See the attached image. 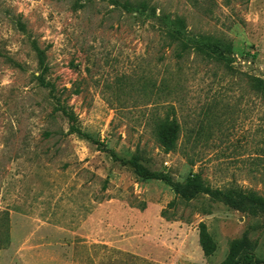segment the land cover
<instances>
[{"label":"rangeland","instance_id":"1","mask_svg":"<svg viewBox=\"0 0 264 264\" xmlns=\"http://www.w3.org/2000/svg\"><path fill=\"white\" fill-rule=\"evenodd\" d=\"M75 1L0 0V264H222L236 240L264 264V204L186 200L125 163L182 186L201 172L264 203V97L250 81L264 79V0H150L142 15ZM161 14L232 44L230 62L177 57ZM169 114L181 134L167 152L154 121Z\"/></svg>","mask_w":264,"mask_h":264},{"label":"trees","instance_id":"2","mask_svg":"<svg viewBox=\"0 0 264 264\" xmlns=\"http://www.w3.org/2000/svg\"><path fill=\"white\" fill-rule=\"evenodd\" d=\"M109 4L115 7H121L127 11L137 12L138 14H146L151 10H155V7L151 4L150 0H108ZM84 2L79 0L75 1V5L83 7ZM159 27L163 31L164 36L169 40V45L175 44L177 57H183L189 50H194L198 54L203 55L209 59H213L219 62H230L229 56L225 54L232 50V44L223 43L210 35L202 34L197 39H192L187 35V23L183 16H171L169 14L158 15ZM35 48L38 53V58L41 66L46 65L47 54L46 50L40 48L38 44H35ZM251 85L254 90L261 93L264 97V79L257 76L250 77ZM43 83L49 84V82ZM71 120L74 119L72 112H68L64 108ZM71 132H77L81 135L90 137L88 133L76 126L74 123L71 125ZM181 134V124L175 115L158 116L154 121V135L159 144L165 151H174L178 147V142ZM133 167V170L138 178L143 179H161L166 183L175 187L176 191L182 198L190 200L196 194L205 193L215 198L224 199L232 204H237L240 199L245 197H251L254 201H259L264 204L262 199L257 196L256 193L251 192L246 195L244 192L237 190L236 188H214L203 177L201 172L193 173L186 181L185 185H180L174 182L170 175L157 170H151L136 159L128 160L125 162ZM238 197H240L238 199ZM200 244L205 255H212L216 252L218 244L208 229V225L205 222H200ZM241 247H243V241H233L231 243L230 252L222 264H252L254 263V257L251 253L245 252L242 256H238Z\"/></svg>","mask_w":264,"mask_h":264}]
</instances>
